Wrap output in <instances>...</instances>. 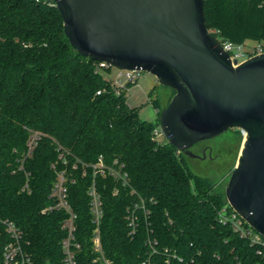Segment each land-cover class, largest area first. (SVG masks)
Instances as JSON below:
<instances>
[{"label":"trees","instance_id":"trees-1","mask_svg":"<svg viewBox=\"0 0 264 264\" xmlns=\"http://www.w3.org/2000/svg\"><path fill=\"white\" fill-rule=\"evenodd\" d=\"M204 15L219 43L253 41L264 52V0H204ZM99 62L71 46L54 0H0V264L6 219L22 231L33 264H64L68 214L42 212L59 171L76 214V264H264V245L221 220L223 207L232 212L224 187L155 137L167 104L153 99L156 123L141 119L127 103L131 85L116 92L104 76L113 66ZM99 157L123 164L127 183L94 169ZM92 184L102 253L92 241Z\"/></svg>","mask_w":264,"mask_h":264},{"label":"water","instance_id":"water-1","mask_svg":"<svg viewBox=\"0 0 264 264\" xmlns=\"http://www.w3.org/2000/svg\"><path fill=\"white\" fill-rule=\"evenodd\" d=\"M71 46L174 89L159 123L183 153L245 131L225 186L229 206L264 237V52L234 65L209 32L204 0H54Z\"/></svg>","mask_w":264,"mask_h":264},{"label":"built area","instance_id":"built-area-1","mask_svg":"<svg viewBox=\"0 0 264 264\" xmlns=\"http://www.w3.org/2000/svg\"><path fill=\"white\" fill-rule=\"evenodd\" d=\"M222 48L226 50L229 54V58L231 62L236 65L240 61L241 57H250L254 54L260 53L261 48L258 44L253 46H246V44H235L229 41H224L220 43ZM245 58V59H246ZM109 64L100 61V67H106ZM142 71L135 69H120L112 77V84L116 92H119L122 89L127 88L129 85L137 84L138 78L141 76ZM244 137L245 131L241 130ZM158 131L154 130L155 137L158 135ZM37 137V133L32 135V138L29 145V150H31L34 145V139ZM116 163V161H115ZM122 165H118V167L114 166H105L99 157L98 163L93 165V168H98L101 173H105L107 169L110 174L121 179L123 183H127L126 172L122 171ZM68 177L64 173V171L57 172V177L54 180L51 188V196L52 203L48 204L42 209V212H49L54 209H64L67 212V217L62 221V228L66 230V236L62 240V247L64 252V264H76L75 259V249L78 248L79 244L74 239V232L76 229L75 219L76 214L72 211L71 206L68 203L67 198V179ZM27 182L25 183L23 188L27 187ZM90 195V210L93 215V221L95 223V228L93 232V245L94 249L102 253L101 243H100V234H99V221L101 217V202L98 193L94 187V184L90 187L88 191ZM232 209V208H231ZM130 225H134L135 216L130 214L128 216ZM220 218L222 221H230L232 227L235 231L239 232L242 236H250L253 242L261 243L264 245V237L257 233L243 218H241L233 209L230 214H226L225 207H223L220 211ZM247 223L248 226H245L244 223ZM6 232L9 234V241L3 247V261L5 264H33L32 258L30 254L23 247V243L25 242L23 239L22 231L15 225V223L11 220H4ZM27 242V241H26ZM103 261L105 264H112L109 260L105 259Z\"/></svg>","mask_w":264,"mask_h":264},{"label":"rangeland","instance_id":"rangeland-1","mask_svg":"<svg viewBox=\"0 0 264 264\" xmlns=\"http://www.w3.org/2000/svg\"><path fill=\"white\" fill-rule=\"evenodd\" d=\"M257 43L253 41L246 42V46H253ZM246 57H241L244 60ZM118 71V68L113 66L111 73L104 72L106 78H112ZM127 103L130 106L136 107L139 117L146 121H157V112L152 104L153 99H158L160 105H165L169 102L173 92L169 86L158 82L157 78L150 72L142 71L138 78L137 84L131 85L125 90ZM158 135L156 136L159 142L167 141V138L162 133L161 125H156ZM245 139L241 129L237 127L228 128L226 131L204 140L205 143L213 147V155L216 158L204 160L201 162L196 159L186 156V161L189 168L199 174L211 176L218 181V186L221 188L227 184L228 178L234 166L237 163V157L240 155L242 141Z\"/></svg>","mask_w":264,"mask_h":264},{"label":"flooded vegetation","instance_id":"flooded-vegetation-1","mask_svg":"<svg viewBox=\"0 0 264 264\" xmlns=\"http://www.w3.org/2000/svg\"><path fill=\"white\" fill-rule=\"evenodd\" d=\"M188 153H184L185 155L189 156V158L196 159L197 161H204V160H213L216 158L213 155V147L207 143L202 141H198L190 146L188 149Z\"/></svg>","mask_w":264,"mask_h":264}]
</instances>
